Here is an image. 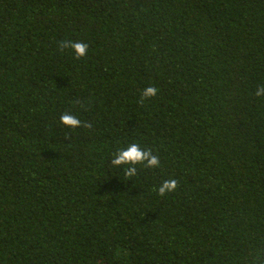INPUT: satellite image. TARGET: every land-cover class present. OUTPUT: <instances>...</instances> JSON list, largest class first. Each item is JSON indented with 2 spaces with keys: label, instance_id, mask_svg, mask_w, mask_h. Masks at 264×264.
<instances>
[{
  "label": "trees",
  "instance_id": "trees-1",
  "mask_svg": "<svg viewBox=\"0 0 264 264\" xmlns=\"http://www.w3.org/2000/svg\"><path fill=\"white\" fill-rule=\"evenodd\" d=\"M259 87L264 0H0V264H264Z\"/></svg>",
  "mask_w": 264,
  "mask_h": 264
},
{
  "label": "clouds",
  "instance_id": "clouds-1",
  "mask_svg": "<svg viewBox=\"0 0 264 264\" xmlns=\"http://www.w3.org/2000/svg\"><path fill=\"white\" fill-rule=\"evenodd\" d=\"M71 48L74 50L75 56L81 58L87 54L88 45L84 42L62 41L61 49ZM158 89L149 86L144 89L142 93L141 103L144 98L154 97L157 95ZM256 96L264 95V87H259L255 93ZM61 123L68 128H78L83 126L82 121L70 112H65L60 116ZM114 166L127 165L129 167L125 170L127 177H132L136 174V165H144L149 168H156L160 166V159L154 155L151 149L142 148L138 143H131L126 148L120 149L114 159L111 160ZM178 187L176 179L164 180L158 188V195L164 196L167 193L174 192Z\"/></svg>",
  "mask_w": 264,
  "mask_h": 264
}]
</instances>
